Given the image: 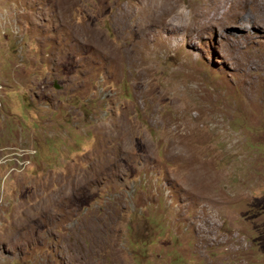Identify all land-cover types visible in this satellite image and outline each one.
<instances>
[{
    "label": "rangeland",
    "instance_id": "374dc122",
    "mask_svg": "<svg viewBox=\"0 0 264 264\" xmlns=\"http://www.w3.org/2000/svg\"><path fill=\"white\" fill-rule=\"evenodd\" d=\"M226 1L0 0V264H264V26Z\"/></svg>",
    "mask_w": 264,
    "mask_h": 264
},
{
    "label": "bare ground",
    "instance_id": "6f19581e",
    "mask_svg": "<svg viewBox=\"0 0 264 264\" xmlns=\"http://www.w3.org/2000/svg\"><path fill=\"white\" fill-rule=\"evenodd\" d=\"M226 2H228V0ZM240 2H241V0H229L230 9L233 8L236 4L242 5V3H240ZM158 5L159 4H157V6H154L153 8L151 7L152 13H153V14H151L153 16L152 17L153 21H156V18L159 17L161 13H164V15L166 16V14L168 12L172 11L176 7V4H175L174 0H165L166 7L158 6ZM244 7L246 9L247 8H251L254 12H256L257 17H256V20H254L255 24H257L259 26H264V0H245L244 1ZM236 18H238L239 20H245L246 19L242 15H237Z\"/></svg>",
    "mask_w": 264,
    "mask_h": 264
}]
</instances>
